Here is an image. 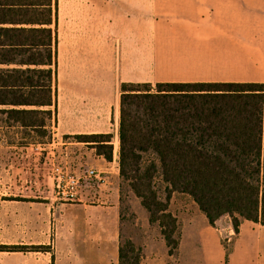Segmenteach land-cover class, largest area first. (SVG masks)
Segmentation results:
<instances>
[{"label": "trees", "instance_id": "16d2710c", "mask_svg": "<svg viewBox=\"0 0 264 264\" xmlns=\"http://www.w3.org/2000/svg\"><path fill=\"white\" fill-rule=\"evenodd\" d=\"M120 93V176L159 225L170 255L180 244L170 211L176 191L189 194L213 226L227 216L236 233L242 220L264 224V83L123 82ZM57 109L58 0H0V138L10 128L46 135ZM66 136L114 158L113 133ZM128 245L120 264H140Z\"/></svg>", "mask_w": 264, "mask_h": 264}, {"label": "crops", "instance_id": "0c3cea01", "mask_svg": "<svg viewBox=\"0 0 264 264\" xmlns=\"http://www.w3.org/2000/svg\"><path fill=\"white\" fill-rule=\"evenodd\" d=\"M64 8V0H58L56 123L58 133L62 135L118 132L120 85L123 82L264 83V0H155L153 3L152 0H89L88 13L81 11L87 22L94 24V28L91 25L87 28L90 33L88 41L82 40L78 34L81 23L77 19L81 9L68 6L63 13ZM170 18L180 26V31L166 25ZM108 21L111 23V38H108L113 42L115 65L109 96L104 97L101 93V63L102 50L108 38L101 29ZM188 26L203 27L206 32L201 36L205 38L209 36V28L222 27V67H214L207 61L194 68L187 60L194 55L170 52L171 44H175L177 49L192 36L188 30H182ZM63 55L68 58L66 78L72 86L84 89L80 93L71 92L68 116L64 119L59 104V66ZM72 102L73 110L70 108ZM91 149L95 151L94 147ZM94 162L102 167L107 179L99 185L105 191L102 197H107V192L115 197L122 180L119 156L107 160L95 151ZM195 205L192 211L183 206L174 212L170 209L178 218L180 228V244L178 253H175L178 264H264L263 223L242 220L238 232L228 237L230 245L226 247L221 237L224 231L227 235L235 231L232 224L220 229L217 221L213 226L198 204ZM161 236L164 258H154L145 264H164L168 260L166 252L169 253V247ZM188 243L192 245L188 246Z\"/></svg>", "mask_w": 264, "mask_h": 264}, {"label": "rangeland", "instance_id": "374dc122", "mask_svg": "<svg viewBox=\"0 0 264 264\" xmlns=\"http://www.w3.org/2000/svg\"><path fill=\"white\" fill-rule=\"evenodd\" d=\"M88 2L64 0L63 13L68 6L81 9L77 20L81 23L78 34L82 40L90 39L87 28L90 25L94 28V24L87 22L83 14L84 10L88 13ZM65 25L66 16L63 29ZM166 25L175 31L181 29L173 18ZM103 26L101 33L111 38V23L108 21ZM182 30H188L192 36L177 49L175 44H171V53L194 55L187 59L194 68L207 61L214 67H222L224 45L221 26L209 28L207 38L201 36L206 30L200 26L183 27ZM104 44L101 93L107 97L114 72L115 53L109 38ZM67 59L63 55L59 66V104L63 119L68 116L71 92L84 91L72 86L66 78ZM70 108L73 110V102ZM56 122V117L48 120L46 135L10 128L0 138V246L18 245L21 248L19 251L0 250V264H120V248L129 246V242L139 250L140 264L151 262L154 258H164L165 247L160 227L157 223L149 222L148 212L127 181H120L115 197L110 192H107V197H102L104 189L96 181L85 179L75 200L58 194L57 167L76 175H84L91 168L102 171V167L94 162L96 149L93 151L89 143L58 133ZM113 134L112 142L117 147L116 156H119V131ZM156 186L165 197L166 184L157 180ZM171 200L173 206L170 209L173 212L182 206L192 211L196 206L187 193L176 191ZM230 223L232 218L227 216L218 221V227L226 228ZM233 236L223 232L221 239L226 247L230 245L228 237ZM191 245L188 243V246ZM176 254L166 252L168 260L164 264H178Z\"/></svg>", "mask_w": 264, "mask_h": 264}, {"label": "built area", "instance_id": "2783aa9c", "mask_svg": "<svg viewBox=\"0 0 264 264\" xmlns=\"http://www.w3.org/2000/svg\"><path fill=\"white\" fill-rule=\"evenodd\" d=\"M115 157L116 146H114ZM57 173V190L58 194L67 197L70 200H75L79 195V188L81 186L82 181L92 180L96 181L99 185H102L106 182L105 172L102 170H98L96 168H91L87 170L84 175H76L67 170H63L60 167L55 169ZM235 231H231L230 235H235Z\"/></svg>", "mask_w": 264, "mask_h": 264}]
</instances>
